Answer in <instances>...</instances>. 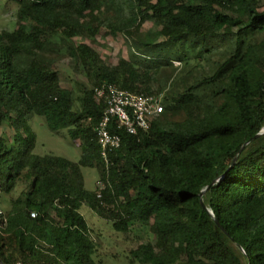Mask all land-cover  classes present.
<instances>
[{
  "label": "trees",
  "instance_id": "1",
  "mask_svg": "<svg viewBox=\"0 0 264 264\" xmlns=\"http://www.w3.org/2000/svg\"><path fill=\"white\" fill-rule=\"evenodd\" d=\"M16 1V27L0 30V264H104L75 203L136 242L130 264H264V0ZM102 30L125 38L127 58L76 40ZM63 58L85 78L75 88L61 86ZM104 81L163 104L136 135L111 127L107 164ZM35 115L83 156L34 153ZM83 166L101 187L85 188Z\"/></svg>",
  "mask_w": 264,
  "mask_h": 264
},
{
  "label": "rangeland",
  "instance_id": "2",
  "mask_svg": "<svg viewBox=\"0 0 264 264\" xmlns=\"http://www.w3.org/2000/svg\"><path fill=\"white\" fill-rule=\"evenodd\" d=\"M17 7L16 0H0V30H12L16 27ZM149 26H151V23L145 25L146 28H149ZM76 40L92 45L106 62H116L119 57H128L125 38L119 33H108L102 30L94 41L84 37L76 38ZM174 64L179 66L178 62ZM70 65L69 58H63L58 63L60 83L65 88H75V81H85V78L80 74H76ZM29 124L36 135L34 153L40 155L54 154L72 161H77L83 156L80 140L73 139L66 129L52 131L46 126L44 118L38 115L33 116L29 120ZM2 129V131L6 130L4 126ZM12 133L10 131V134ZM81 170L86 189L93 190L102 186L100 182H97V171L94 167L83 166ZM21 188L22 186H18L12 195H17ZM7 196L9 197V195ZM74 206L83 215L90 230L94 233L95 240L99 242V254L104 264H130L127 258V250L135 246L136 242L134 240L125 241L123 235L112 229L110 222L99 218L86 204L75 203ZM8 207V201L2 202L1 208L3 210L8 209ZM132 231L138 240L154 239V234L148 226H136Z\"/></svg>",
  "mask_w": 264,
  "mask_h": 264
},
{
  "label": "built area",
  "instance_id": "3",
  "mask_svg": "<svg viewBox=\"0 0 264 264\" xmlns=\"http://www.w3.org/2000/svg\"><path fill=\"white\" fill-rule=\"evenodd\" d=\"M93 94L95 100L105 106L95 127V135L100 146V156L106 164L108 153L117 149L121 143L120 135L111 127L122 128L136 135L147 130L163 109L161 93L131 92L108 81L95 86ZM30 215L35 217L36 212L31 211Z\"/></svg>",
  "mask_w": 264,
  "mask_h": 264
},
{
  "label": "water",
  "instance_id": "4",
  "mask_svg": "<svg viewBox=\"0 0 264 264\" xmlns=\"http://www.w3.org/2000/svg\"><path fill=\"white\" fill-rule=\"evenodd\" d=\"M264 131V130H263ZM215 222L217 223L218 221L215 219Z\"/></svg>",
  "mask_w": 264,
  "mask_h": 264
}]
</instances>
